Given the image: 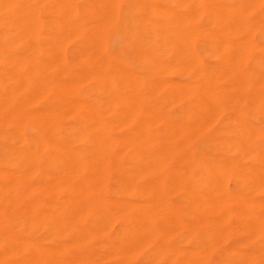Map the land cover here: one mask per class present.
<instances>
[{
  "label": "bare ground",
  "instance_id": "obj_1",
  "mask_svg": "<svg viewBox=\"0 0 264 264\" xmlns=\"http://www.w3.org/2000/svg\"><path fill=\"white\" fill-rule=\"evenodd\" d=\"M44 1L0 0V113L11 116V138L18 142L2 149L13 171L5 169L2 175L0 247L9 242L15 246L0 251V264H264V89L246 94L250 82L244 79L228 85L227 90L238 94L225 100L226 89L212 84L219 73L211 76L200 69L195 48L196 39L212 28L191 27L194 15L202 20L215 15L225 30H216L212 40L222 47L230 36L242 34L230 43L231 54L236 59L255 56L257 84L264 83V47L255 53V34L264 32L262 0H163L161 5L50 0L44 11L54 13L49 22L40 16ZM90 1L85 12L79 10ZM218 10L222 13L216 15ZM119 21L149 45L141 72L130 70L98 42V32ZM74 39L84 42L68 51ZM96 50L100 53L92 67L75 61L77 52L91 57ZM44 55L47 61L41 59ZM189 58L196 59L192 69L201 71L202 80L193 81L191 75L190 80L164 79L174 63L183 77ZM75 66L81 68L78 80L99 81L96 106L75 97L77 84L67 85L66 75H50L56 67L73 75ZM57 86L61 88L54 91ZM165 87L181 106L179 119L150 107L154 111L140 116L148 105L141 101L144 90L157 95ZM47 94L55 106L37 109L36 102ZM219 119L221 127L211 139L213 154L179 141H189ZM26 124L37 133H25ZM118 127L127 131L119 134ZM161 134H168V140L162 141ZM176 141L183 145L172 147ZM175 157L182 159L180 171L193 165L187 180L170 176ZM231 181L238 184L234 191ZM12 185L15 190L9 194ZM170 189L176 192L175 203L167 196ZM9 199L10 209L4 205ZM13 216L14 225L29 237L13 232ZM240 234L245 241L229 243Z\"/></svg>",
  "mask_w": 264,
  "mask_h": 264
},
{
  "label": "rangeland",
  "instance_id": "obj_2",
  "mask_svg": "<svg viewBox=\"0 0 264 264\" xmlns=\"http://www.w3.org/2000/svg\"><path fill=\"white\" fill-rule=\"evenodd\" d=\"M45 1L43 2V4H41L42 7H44V9L43 10L40 9V16H42V17L44 16L45 18L49 17L48 18V22H49V21H52V19L54 18V13H51L48 16V13L46 14L44 12L45 11V7L47 8L50 5V3H51L50 0H48V2H46V3H45ZM76 1L78 2L79 0H76ZM91 1L93 2V0H91ZM91 1L87 2L84 5H81L79 7V10L82 11V12H85L90 7L88 3L91 4L92 3ZM146 1H148L150 3H153V4H157V5L158 4L161 5L163 3V0H146ZM219 1L223 2V3H226V4H233L234 3V0H219ZM174 2H175V4H177L179 1L175 0ZM43 5H45V6H43ZM259 5H260L259 7H260V10H261L260 12L262 13V15L264 17V0L260 1ZM119 6H120L121 10H123V8L125 7V3L120 1L119 2ZM83 7H84V11L82 10ZM217 13L221 14L222 11L218 10V11L215 12V14L217 15ZM156 17L158 19L161 18V14H157ZM214 17H215V15H214ZM214 17L212 18V16H211V17H208L207 19H203L202 20V18L200 16H199V19H198V16L196 17L194 15V18L191 21V27H192V25L194 26V23H195V26L199 25L200 27H203V28H206V29H211V28L214 29V31L212 29L208 30L209 32H207V34H205L204 37H202L200 35L195 41L196 52H197V54L199 56V57L198 56L197 57H198L199 61L201 59L200 65L201 66L203 65L202 67H200V69L201 68H205L206 70L208 69V71L210 73L213 72V74H215V72H216V73H219V74H217L219 76L223 75V77H219V76H216L217 78L214 77L213 79H217V80H215V81L212 80V84H214L213 86L218 85L217 88L219 89V91H221V89L222 90L226 89L224 94H223V97H225V100L227 99V97H228L229 100H231V99L233 100L238 94V91H236V90H233V89L227 90L228 89V85L233 84V83L237 84L238 82H240V81H242L244 79H246V80L248 79V81L250 82V85L246 88V91H245L246 94L252 93L253 91H255L257 89H261V88L264 89V83L257 84L258 83V79H257L258 77H257V74L254 71V64H255V60H256V58H254L255 56L244 57V58L241 57V56H236L238 58V59H236L235 55L231 54L230 43L231 42H235L236 40H234V39L238 40L239 37L241 38L243 36L242 34L230 36L231 39L229 37L230 41L228 40L229 44L228 45L226 44L224 47H222V45L220 43L215 42L214 40H212L214 32H216V30H217V32L219 30V32H221V33L225 30V26H221L218 23V20H217L218 18H214ZM194 19H197V20H194ZM108 24H110V23H108ZM108 24H106V26ZM107 27H104V29L106 28L105 31H103L104 29H101V31L98 32V36H99V34L101 36V34L105 32V34H104L105 36H102V37L99 36L98 37V39L100 38V41L98 40V42L102 41V43H100V45L105 50L109 51L110 53H114L117 56V58L121 62H123V64H125L133 72H139V71L141 72L143 70V68L145 67V57H146V53L149 50L148 43L145 42V41H142L136 35H134L133 33L129 32V31H127L126 28L124 27V25L121 23V21H119L117 23L112 22L111 25H108ZM208 34H210L212 37L210 35H208ZM255 36H256V41H257L256 42L257 43L256 44L257 52H255V53L258 55L261 52L260 49L264 47V32L261 33L260 31H258V32H256ZM103 38H105V39H103ZM199 40H201V42H199ZM103 41H104V43H103ZM83 42H84L83 39H74V40L70 41V43L68 44V51L74 50L73 47H77L80 43L82 44ZM219 48H222V49L219 50ZM205 50H206V52H205ZM208 52H209V55H208ZM99 53L100 52L98 50H96V52H93L91 57H84L82 55V52H77L76 55H75V61L78 63V62L84 60L86 65L92 67L94 65V58ZM229 54H230V59L228 57ZM231 57L235 58L236 60L235 59H234L235 61L232 60ZM84 58H86V59H84ZM41 59H43L44 61H47L48 58H47L46 55H44V56H41ZM194 59L195 58H191V59L189 58L188 61L186 60L187 63L185 62V66L186 67L188 66L186 69L190 68L189 71H187L188 74L184 73L183 77H182V75L180 76L179 75L180 73L177 70L178 69V67H177L178 65L176 66L177 63H174L170 73L168 75L164 76V79H170V80H190V79H193V81L194 80L200 81V79L202 80L203 76L201 74V71L199 69H194V68L192 69V67L195 65L194 61L196 59L195 60ZM191 60L193 62H190ZM0 62H1V59H0ZM241 62H243V63L245 62V63L243 64ZM239 64H240V66H239ZM223 65H225L226 67L223 66ZM237 67L240 69V71H238ZM241 67L244 68V69H242ZM229 69L231 71L234 70V72H231ZM194 70H197L198 72L195 71L196 72L195 73ZM235 70H236V72L237 71L238 72L236 73ZM73 71H74L73 75L72 74L68 75V73L66 71H62L60 67H56L55 69H53L50 72V75L54 79H58V78L62 77L63 75H66V78L68 79V84L67 85L70 86V85H73V84H77V87L75 89V97L76 98L77 97L78 98H87V100L89 101V104H91L93 106L94 105L96 106L98 104V101H99L98 97L101 94L100 93L101 91L98 90L99 89V81L97 79H94V78L92 79V78H89V77H88L89 79L86 78V79H84L82 81L78 80L77 79V74H79V72L81 71V68L75 66L73 68ZM247 72H248V74H247ZM213 74L211 73V76H213ZM190 75H191V78H190ZM167 76H168V78H166ZM5 79L6 78H4L3 80H5ZM118 81H119V83H118ZM120 81H121L120 79L116 78L115 79V85L120 87L121 86V82ZM220 86H221V88H220ZM59 88H61V87L60 86L55 87L54 91H56V89L58 90ZM214 88L216 89V87H214ZM218 89H216V91ZM91 90L94 91V92H92ZM146 91L144 90L142 95H141V92H140V95H141V101H144V100L148 101V105H147L148 107L145 106V108H143V111L140 112V116H142L144 114V112H146V110L147 111H152L154 109L155 111H161L164 115L166 114L165 116L167 118L171 119V120L175 121V120L179 119L177 114H178L179 110L181 109V106L178 105L177 103L173 102L169 98V90L166 87L164 89H162L159 93H157V95L155 93H153L152 91H150V90H148L147 92ZM144 94H147L145 99L143 98ZM247 97L248 96L246 95L244 100L246 99L247 101H249V98H247ZM165 98H167V99H165ZM73 101H75V100L73 99ZM55 102H56V100L51 95H48V97L46 99L38 100L36 102V107L39 110L42 109V108L44 109L45 107L52 108V107L55 106ZM149 107L153 108V109L151 110ZM10 117L11 116H9L6 112L1 111V113H0V122L5 124L6 126L5 125L2 126V123H1L2 127L0 128V189L2 188L1 186H3L4 177L2 178V175L4 174L5 171H7L5 169H9L7 167V164L5 163V155H4L3 151H2V149L4 148V146L11 148V147H13L16 144L18 145V142H16L15 140H13L11 138V133L14 131V127H13V125L10 122ZM222 117H225V115H223ZM221 122H222V120L219 119L215 124H213L212 126L208 127L207 129H205V131H202V133L200 132V134L197 135L198 137L194 136V134H193L192 138L189 141H185V140H179V141H181V143L186 142L188 144V146L194 151L204 152V153H206L208 155H211L214 152L213 146L211 144V139H212L214 133L221 127ZM24 128H25V133H27L28 135H33V134L37 133L36 128L33 125H31V124H26L24 126ZM161 128L162 127L160 126L159 127L160 131L162 130ZM125 129L126 128H124V127H118L116 129V132L119 133V134H122V133L127 131V129L126 130ZM193 133H194V131H193ZM160 136H162L161 137L162 141H167L168 140V134H161ZM6 137H8L9 139H7ZM59 137L65 139V140L69 139V136L66 133H60ZM162 138L163 139L166 138V139L163 140ZM70 140H72V139H70ZM72 142H75V141L72 140ZM178 142L176 141L175 144L173 142L172 143V147L176 146L175 148H179L181 145L184 144V143L181 144V143H178ZM176 143H177V145H176ZM29 148H31V146ZM181 161H182V159L180 157L173 158V160L170 163V176L173 177V178L182 177L185 180H187L188 179V172L193 168V165L190 164V163H187L186 164V170L180 171L179 167L181 165ZM1 170H4V171H2L3 172L2 174H1ZM10 171H13V170L9 169L7 172H10ZM14 173H16V172L14 171ZM1 183H2V185H1ZM237 185H238L237 182L231 181L230 184H229V189L231 191H234L236 189ZM24 188H25L24 186H20V189H24ZM14 190H15V185H12L10 187V189H9V194L12 193ZM66 196H69V193L66 194ZM167 196L169 198V201H171V203H175L176 202L177 195H176V192L174 190H171V189L168 190L167 191ZM260 196L264 198V191L260 194ZM0 197H2L1 192H0ZM9 200L11 201V203H9L10 202ZM9 200H8V202L4 203V205H5V207H8L10 209V207L12 205V199H9ZM14 218H15L14 216L11 217V220H10L11 222H9V223H11V226L13 228V232L16 233V234L17 233H21V235L23 237H29V233L26 230L24 231V229H22V230L20 229L21 230V232H20L19 229L14 225L13 222L14 221H15V223L17 222V218H15V219ZM246 238L247 237L244 234L235 235V236L229 238V243L230 244H236V243L239 244V243H242L243 241H245ZM6 244H4L2 247H0V251L1 252L13 249L14 246H15V243H13V242H11V243L9 242V243H6ZM248 248H249V246L245 247V249H248ZM211 259L214 260V259H217V257L216 256H212Z\"/></svg>",
  "mask_w": 264,
  "mask_h": 264
}]
</instances>
